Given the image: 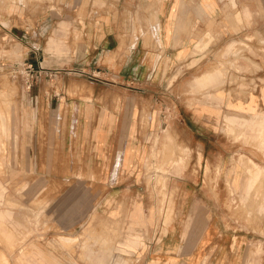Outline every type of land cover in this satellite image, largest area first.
Instances as JSON below:
<instances>
[{"label": "rangeland", "instance_id": "rangeland-1", "mask_svg": "<svg viewBox=\"0 0 264 264\" xmlns=\"http://www.w3.org/2000/svg\"><path fill=\"white\" fill-rule=\"evenodd\" d=\"M124 1L87 0L94 21L102 11L118 19ZM210 1L205 30L189 56H165L161 41L144 40V46L161 52L156 58L161 81L118 84L105 70L45 72L26 57L29 50L69 55L71 45L75 55L83 52L81 30L52 24V16L65 18L70 0H0V264H212L213 258L217 264H264V116L261 135L227 121L229 114L247 119L264 114L245 108L255 87L245 66L259 68L257 57L264 53L259 42L264 0H222L221 8ZM6 12L12 19L6 20ZM5 26L13 30L8 43ZM55 31L75 32L77 39L49 41ZM147 59L155 63L154 57ZM208 73H218L221 81L201 85L199 76ZM93 78L101 82L92 86ZM104 81H112L114 88L107 89ZM60 82H74V87H55ZM216 94L227 99L226 107L204 124L198 119V101L211 102L213 113L221 108L213 104ZM66 96L115 99L107 105L112 110L104 111L111 117L106 124H120L129 133L124 145L135 147V161L129 146L115 162L116 138H107L105 153L93 147V137L82 136L103 123L102 115L97 122L89 120L85 104L74 106L70 121L79 134V149L53 152L48 141L59 137L61 126L53 105ZM121 108L126 117L118 121ZM59 112L62 117L63 109ZM200 141L218 153L203 158L197 152ZM93 149L99 151L100 165L93 164ZM61 155L67 161L75 156L78 167H58ZM199 189L210 200L199 201ZM212 209L222 214L212 216ZM211 226L217 233L206 241L202 237ZM166 229L177 230L184 243L172 254L162 249ZM125 240V252L117 251Z\"/></svg>", "mask_w": 264, "mask_h": 264}, {"label": "crops", "instance_id": "crops-1", "mask_svg": "<svg viewBox=\"0 0 264 264\" xmlns=\"http://www.w3.org/2000/svg\"><path fill=\"white\" fill-rule=\"evenodd\" d=\"M216 1L218 2L216 8H221L220 5H222L223 1ZM69 4L70 10L67 11L68 13L65 12V18L59 17L62 19L58 20V17L52 16L51 19L54 22L52 24L54 25L55 29H58V27L62 28L63 26H70L72 28H78L81 30L78 39L85 42L81 47L83 52H81L80 55H75V52H73L74 50L72 49L74 45H71L69 55L54 54L53 56H50L47 50L44 51V55L41 54L40 50H29V52L26 54V57L33 60L35 63L42 65L45 68V72L51 69H64L68 67L79 69L83 68L87 72L91 70L102 72V70H105L107 73H110L112 77H114V82L118 84L126 82L127 79L141 81L146 78L148 82L152 84L154 82L157 83L158 81H161L163 70L162 72H159L157 69L162 67V65H159L158 59H156L162 56L161 52L158 48H148L144 46L142 42L144 40L161 41L163 43L165 56L167 54L168 56L174 57L179 55V53H181L180 55L182 56H189L190 48L193 42L200 41L199 35L202 33L201 29L205 30V10L207 8L211 9L213 7L210 0H125L123 9L120 8L121 15L118 17V19L114 18L112 15H110V13L102 11L100 18L97 21H94L92 17L93 4L91 2H87V0H70ZM80 10L83 12L82 14L85 15L83 19L80 18V15H82L79 12ZM150 10H153L154 13L152 14ZM200 15H202V17H200ZM5 18L6 20L12 19V14L6 12ZM47 18L48 17L45 19ZM2 30H4L7 35L4 39H6V42L8 43L11 39V36H13L12 26L10 28L5 26V28ZM194 30H197L198 35H195ZM50 35L49 41L52 40L55 42H65L67 40L73 41L77 39V34H75V32L68 33L63 31H55ZM8 36L10 38H8ZM240 37H242V39H248L245 38L246 36L244 37V35H241ZM260 40L261 41L259 42L264 45V34L261 35ZM131 41L134 42L131 44ZM136 41L139 43L136 44ZM203 41H206V39ZM221 41L222 40L220 38V42ZM198 46L200 45L198 44ZM60 47L66 48L67 46L63 44ZM148 57H154L156 60H154L155 63L151 64V62L147 59ZM257 58L259 60V68L255 69L253 66L251 67V65L245 66V69H247V80H249V82L255 80L253 81L255 83V87L252 92L253 95L252 97L250 96L251 98L249 97V100L247 101L249 102V105L245 106V108L251 112H255L256 110H262V112H264V53L261 55V57ZM221 68L222 66H220V70ZM229 69L230 68H228V71L231 72L232 70ZM249 69H251V72L253 73H249ZM217 76H219L218 73H208L204 75L203 79L202 76H199L200 79L198 81L201 85L209 86V84H213V80H215L214 84L218 81H221V79L216 80ZM90 82L92 86H95L101 82V80L93 78L90 80ZM111 82H105V87L107 89H110L111 86L114 88V83ZM55 87H59V89L73 88L74 82H60L59 85H56ZM214 97V106L217 107L216 105H218L221 108L220 110H218L219 108H214L215 110L213 113L209 108L211 107V102H202L201 100L198 101V119L199 121H203L204 124H206V121L212 118L210 117L211 114L213 115L214 119L217 114L216 110L221 113L222 107H226L227 99L218 97L217 94ZM113 101H115V99L110 97H103L101 102H99L94 96H88L83 100L69 98L68 96L59 97L58 101L55 103V105H53V110H55L54 113L57 116L56 119L61 120L60 134L58 138L55 137L53 140L48 141V143L54 147L53 152H59L61 154L65 152L68 147L69 152L73 151L76 153V151L79 149V146L76 145V140L79 137V134L77 133V130L74 131L75 128H71L70 121L75 119V117L73 118L74 106L79 108L80 105L85 104L87 105L86 109L90 112L89 115L91 117H89V120L93 121L95 119V122H97L100 120V115H102L101 121L103 123L101 122L102 124L98 126H96L97 123H95L96 129L91 130L90 134L88 135L86 132H84V135L82 136H88L90 138L93 137V147H100L103 152L105 151V153L109 152L110 142L107 140V138H116L114 141V152L116 155L115 162L119 154L124 152L126 147L129 146L133 149V160L135 161L134 156L137 152V150H134L135 147L132 146V144L124 145L125 136L129 135V133L120 127V124L116 128H110L106 124L109 120H111V117L109 115L110 113L106 116V112L104 111L106 109L108 112L109 110H112L108 108L107 105L109 106L110 104H113ZM119 103L122 105V102L118 101V104ZM62 105H64V108L61 107ZM62 109L64 115L61 117L60 115H62V113L59 111ZM124 109H119L117 113L119 117V119H117L118 121H120V119L124 120L126 117L124 115ZM99 110H102L101 114ZM262 115L264 116V114L260 113L254 114L251 119H247L241 116L239 117V115L229 114L227 115V121L231 126H250L256 129L258 134L261 135L263 128L262 124H260V117H262ZM114 119L115 118L112 120ZM57 143L60 145L59 149H56ZM213 148L214 149L208 150V146L206 145L205 141H200L197 152L202 154V157L205 158L206 153H218L216 150L217 147ZM98 152L99 151L96 153V151L93 149V154L95 155H93V164L95 163V165L101 164ZM72 156L73 155H71L70 160L67 161L64 159L63 155H61L59 160L61 164H59L58 167L65 168L67 166L66 163H69L71 168L78 167L79 160H76L75 156ZM62 163H65L66 165ZM69 193L72 195L73 188L71 190L69 189ZM197 195L199 201L210 200L209 194H207L205 190L203 193L202 190L199 189ZM205 210L206 208H203V211ZM212 211V216H220L222 214L221 209H212ZM164 233L166 234L163 237V250H167L172 254L176 250L183 248L184 243L181 241V239L179 241V233L177 230L171 229L168 231V229H166ZM215 233H217L216 226H211L209 227L208 232H205L202 239H205L206 241L212 239V235ZM139 245L140 244L138 240L135 239L133 247L137 248ZM125 247L126 240L117 245L115 249L120 252H125ZM213 259L214 260L212 264H217L215 258ZM231 260H233L232 257ZM157 262L158 261L156 260L153 263ZM118 264L125 263L121 262ZM230 264H234V262H230Z\"/></svg>", "mask_w": 264, "mask_h": 264}, {"label": "bare ground", "instance_id": "bare-ground-1", "mask_svg": "<svg viewBox=\"0 0 264 264\" xmlns=\"http://www.w3.org/2000/svg\"><path fill=\"white\" fill-rule=\"evenodd\" d=\"M150 17H151V15H150ZM153 25H154V24H153ZM154 39H155V38H154ZM260 114H261V113H260ZM262 116H263V115H262ZM258 117H259V116H258ZM261 121H262V120H261ZM172 140H173V139H172ZM167 142H168V141H167ZM169 142H170V141H169ZM168 145H169V144H168ZM184 148H185V147H184ZM182 150H184V149H182ZM182 150H181V151H182ZM186 150H187V148H186ZM166 151H167V150H166ZM178 153H179V152H178ZM180 155H181V154H180ZM169 156H170V155H169ZM169 156H168V157H169ZM179 159H184V158H182V157L180 156ZM178 161H179V160H178ZM248 186H249V185H248ZM248 186H247V187H248ZM248 200H249V199H248ZM116 223H117V222H116ZM98 240H99V239H98Z\"/></svg>", "mask_w": 264, "mask_h": 264}]
</instances>
